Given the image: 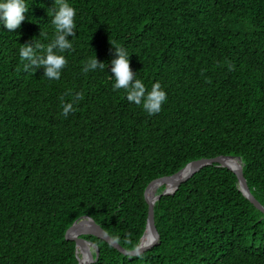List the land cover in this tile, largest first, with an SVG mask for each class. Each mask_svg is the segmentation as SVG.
I'll return each mask as SVG.
<instances>
[{"label":"trees","instance_id":"1","mask_svg":"<svg viewBox=\"0 0 264 264\" xmlns=\"http://www.w3.org/2000/svg\"><path fill=\"white\" fill-rule=\"evenodd\" d=\"M68 2L76 34L57 52L59 80L19 55L54 38V0H26L21 26H0V264H79L67 234L84 217L136 250L146 190L201 160L241 158L264 207V0ZM111 44L147 91L158 82L166 92L159 113L113 90ZM95 55L104 70L85 73ZM155 224L158 243L138 257L83 236L99 251L91 264H264V214L220 164L162 196Z\"/></svg>","mask_w":264,"mask_h":264},{"label":"clouds","instance_id":"2","mask_svg":"<svg viewBox=\"0 0 264 264\" xmlns=\"http://www.w3.org/2000/svg\"><path fill=\"white\" fill-rule=\"evenodd\" d=\"M55 8H51V24L54 28V38L43 48L40 54L39 44L28 43L21 45L19 55L21 61H28L26 68L43 69V75L49 80H59L61 70L66 66L67 61L63 53L71 50L73 44L67 37H75V17L76 10L68 0H54ZM28 12L26 0H0V26L14 32L25 20V14ZM112 45V44H111ZM114 58L110 61V75L114 81L113 90L124 89L126 99L136 105L142 106V109L148 115H154L161 111L162 105L166 102L167 94L161 89V85L154 83L150 91H147L143 82L135 78V74L130 69L129 53L122 46H113ZM105 63L99 62L96 55L90 58L83 68L85 73L90 71L104 70ZM107 67L109 65L107 64ZM82 97L77 96V99ZM72 111V104H65L63 115L67 117Z\"/></svg>","mask_w":264,"mask_h":264},{"label":"water","instance_id":"3","mask_svg":"<svg viewBox=\"0 0 264 264\" xmlns=\"http://www.w3.org/2000/svg\"><path fill=\"white\" fill-rule=\"evenodd\" d=\"M227 159H235L239 160L243 167L244 164L242 162L241 158H228V157H218L215 159H208V160H201L198 162L191 163L188 165L184 170L176 174L175 176L163 179L161 181H158L154 183L152 186H150L145 193L146 201L149 205V217H148V224L146 233L143 236L140 245L138 248L134 251L128 252L124 250L122 247H120L93 219L84 217L77 222L74 223V225L71 227L67 234V239L69 241L75 242L77 245V256L79 259V264H91L92 263V251L91 248L97 249L95 245L86 239L83 238V236H93L96 238H99L105 242H107L110 246L114 247L115 249L119 250L122 254L129 256V257H138L145 252L149 251L153 246H155L159 239L160 235L158 233V230L156 228L155 224V205L156 202H158L162 196H171L176 193L178 188L180 187L181 183L194 177L196 174L201 172L204 168L210 167L216 164H220L224 168L230 169L232 172L236 174L239 180V189L243 193V195L258 209L264 214V207L256 200V198L252 195L250 188L248 186L247 180L243 173V167L242 169L237 172L230 168L225 161ZM176 183V188L174 191L170 192L168 189L161 195H157L155 202H150L148 198V193L152 188L162 186L164 184H170V186L173 183ZM153 233V238L151 241L145 243L144 239L148 232ZM79 248L81 250H84V253L82 254V259L79 258ZM99 256V251L97 249V259Z\"/></svg>","mask_w":264,"mask_h":264},{"label":"bare ground","instance_id":"4","mask_svg":"<svg viewBox=\"0 0 264 264\" xmlns=\"http://www.w3.org/2000/svg\"><path fill=\"white\" fill-rule=\"evenodd\" d=\"M225 163H226L230 168H232L233 170H235V171H237V172H239V171L242 169V167H243L242 163H241L239 160H235V159H227V160L225 161ZM162 186H163V185H162ZM162 186L160 185V186H158V187H154V188H152V190L149 191V193H148V198H149L150 202H152V203L155 202L156 197H157L158 189L161 188ZM175 188H176V183L174 182V183L169 187L168 190H169L170 192H172V191L175 190ZM152 238H153V233L149 231V232L147 233L145 239H144V242L147 243V242L151 241ZM83 253H84V250H83V249L81 250V248H79V254L81 255V257H82V254H83ZM80 259H82V258H80Z\"/></svg>","mask_w":264,"mask_h":264},{"label":"rangeland","instance_id":"5","mask_svg":"<svg viewBox=\"0 0 264 264\" xmlns=\"http://www.w3.org/2000/svg\"><path fill=\"white\" fill-rule=\"evenodd\" d=\"M159 189H160V188H159ZM159 189H158V190H159ZM91 251H92V253H93V252H94V249L91 248ZM79 258H82L80 254H79Z\"/></svg>","mask_w":264,"mask_h":264}]
</instances>
